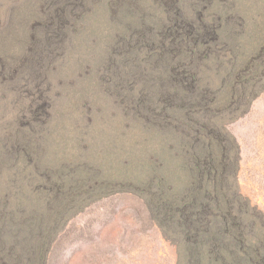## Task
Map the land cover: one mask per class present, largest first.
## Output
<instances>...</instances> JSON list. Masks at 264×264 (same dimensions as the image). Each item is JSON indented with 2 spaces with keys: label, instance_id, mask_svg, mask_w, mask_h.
<instances>
[{
  "label": "rangeland",
  "instance_id": "374dc122",
  "mask_svg": "<svg viewBox=\"0 0 264 264\" xmlns=\"http://www.w3.org/2000/svg\"><path fill=\"white\" fill-rule=\"evenodd\" d=\"M261 67L264 0H0V264H264Z\"/></svg>",
  "mask_w": 264,
  "mask_h": 264
},
{
  "label": "trees",
  "instance_id": "16d2710c",
  "mask_svg": "<svg viewBox=\"0 0 264 264\" xmlns=\"http://www.w3.org/2000/svg\"><path fill=\"white\" fill-rule=\"evenodd\" d=\"M247 68H249V65H246V67H244L243 69L238 70L235 78L236 81H240L243 89L253 84V82L250 83L251 80L258 82L259 79L261 78L260 77L261 75H258L257 73L253 74V76L250 75V73L246 72ZM261 69L264 70V67H261ZM182 80H184V78H182ZM183 83H185V81ZM200 146L203 147L202 145ZM204 147L206 150H208L207 145L204 144ZM208 152L200 156L198 155L194 156L195 176L193 179V184H194L195 195L197 191H200L206 200H210V201H206L207 202L206 204L205 202H201L202 204L200 206V211H198V215L197 214L194 215V220H201L202 226L196 227L192 219L184 214H181V217L186 219L185 220L186 229L190 231L191 232L190 234L194 236L192 237L193 239L191 241L193 243L198 242L197 244L201 249L202 248L204 249L207 246L208 250H210L209 253H211L212 248L215 247L209 246L208 242H210L212 245V242H217V238H214L213 235L211 238V234L207 233L206 225L204 224L205 223L204 219L205 218L207 219L208 216H212V217L218 216L222 221L226 220L227 218H230L234 221L233 218H236L237 215L239 217L240 207L233 202L236 193H230L231 190L228 188L227 191H225L224 188L222 187V182L225 180V174L216 173L217 169H215V167L212 165L211 163L212 157L211 154ZM203 183H206L208 187L206 188V191L203 190L204 187ZM222 203H225L227 206V208L224 210L225 212H221L222 209H220V206ZM222 208L224 209V206H222ZM235 211L236 213L233 214V212ZM201 212L206 213L205 216H203ZM211 221L213 222V220ZM233 226L236 225L233 224ZM219 232H221V230H219ZM222 233L224 234L227 233V229L225 228ZM200 253H196L198 257L196 255L192 256V257H197L196 258L197 262H199V260L201 259V258L199 259ZM213 255H215L216 258L219 257L218 254H213ZM196 261H194L193 258L192 263L197 264Z\"/></svg>",
  "mask_w": 264,
  "mask_h": 264
}]
</instances>
